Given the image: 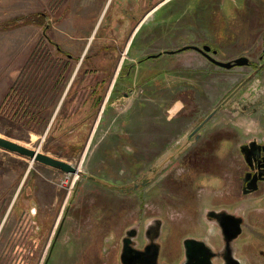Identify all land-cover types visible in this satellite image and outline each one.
I'll return each mask as SVG.
<instances>
[{
  "label": "flooded vegetation",
  "instance_id": "1",
  "mask_svg": "<svg viewBox=\"0 0 264 264\" xmlns=\"http://www.w3.org/2000/svg\"><path fill=\"white\" fill-rule=\"evenodd\" d=\"M57 10V5H54L51 8L47 21L39 25L41 37L35 44L34 49L36 55H38L37 57L43 56L42 58L40 57L42 61L39 64L40 74L45 73V68L49 70L52 64L55 66L54 71L57 72L56 75L59 74V77L60 75L63 77V75L71 71L73 63L76 64L75 74L66 88L63 99L69 95L75 83V78L79 73L81 81L78 87L80 88L75 89L73 93L72 100L73 102L75 101L76 107H70L69 113L64 118V123L65 127L72 125L74 128L78 127L81 130L88 126L89 119H92L91 117L95 118L99 112L100 114L103 113L111 95L113 100L116 101L122 98L124 92H127L130 95L133 94L134 101L137 100L138 98L135 97L137 90L136 78L125 79L129 75L128 72L133 68V65L131 63L126 64L124 61V55L127 51L124 42L110 43L109 46L104 44L91 54L88 53L90 48H86L85 45L78 54H73L65 49L63 45L53 40L54 26L61 21H59V17L62 18L63 16L59 15V17H56ZM118 10L121 11L124 22L131 20L134 25L139 21L137 18L144 15H136L139 12L137 8L135 12V9H124L122 6ZM99 26L98 30L101 29L99 33L101 34L106 25L103 29V25ZM131 26L132 24L130 23L127 28L132 30L134 26L132 28ZM120 28H112V33L118 32ZM260 28H262V33L258 39L259 41L250 42L251 46H248L247 51H243L242 55L248 59L246 66L233 67L229 70L218 68L212 61H209L208 58L197 52V55L205 63L204 68L211 69L210 67H213L218 68L220 71L216 73L208 72L209 74L201 76L202 78L200 77L199 81H195V95L192 90H185L183 83V89L179 90L177 95L170 100L174 103L177 101L179 104L174 109V114L171 117L168 115V108H165L166 105L163 107L157 104L154 107L152 106L153 98H146L148 102H151V104L147 105L144 114L146 134L144 145L147 162H151L156 157L165 153L168 146L178 138L180 143L184 144V141L189 142V148L179 159L178 165L168 174V180H164L156 190H154L152 185L149 186V191L145 196L141 195L145 191L137 194L138 199H145L143 205L141 202L138 207V214L140 215L143 209H146L148 216L146 218L129 217V219L132 218V226L130 225L129 228L123 231L118 241V244L121 246H114V237L111 240L109 238L105 239L109 243L108 253L113 255L114 264H120L119 256L122 247H125L126 257L133 264H187L188 261L183 241L188 236L182 239L181 247L179 246L180 251L176 253L174 259L170 257L175 251L164 248L163 243L170 235V230L167 226V221L170 220L168 209H175L181 203L180 201H185V185L187 179H190L193 174H197V176H201L204 179L203 184L196 187L195 190L197 197L194 204H197V207L200 209L198 220L205 222L212 234L210 236L189 237L197 241H204L206 245L210 246L212 249L210 252L212 253V264H231L233 262L231 258L233 257L238 259L242 264H264V226L262 227L263 230L258 233L254 228L246 227V225L241 223V228L246 233L250 234L251 232L253 237L255 235L259 237L255 239L254 243L244 241L246 234L242 232L237 238L227 242L228 240L225 238L220 227V222L223 219H218V217L226 213L236 215L237 210H244L243 207L245 205L243 204L237 208L230 207L234 210L224 207H214V209L208 207L209 203L214 199V195L218 192L224 191L223 196L225 197L226 195V202L228 205H232V200H228L227 198L228 195L232 196L233 190L237 194H240L239 196L242 198V192L248 191V186L250 187V185H256L258 190L264 188V16ZM204 45L207 44L200 43L199 47H203ZM42 49L45 50L43 51ZM222 49L226 48H214V46L210 45L208 55L214 58L219 54L224 56L225 53L221 52ZM121 50L124 52L122 57L120 55ZM113 54L115 55L114 57ZM198 56L195 58L191 57L188 61H191L192 64L196 63L200 61ZM104 57L107 63L101 64V60ZM234 58L215 59L219 61H231ZM52 60L54 61L51 62ZM146 60L141 59L140 61L144 62ZM178 63V66H181V63ZM123 64L125 65L124 67ZM237 68H241L244 72V77L239 82V84L243 83L242 88L224 102L234 89L228 90L226 95L218 102V105L224 102L219 111L207 122L203 123L204 119L214 109L207 110V106L210 103V94L222 85L223 79L233 77V74L230 72ZM48 80L46 78L44 81ZM146 80H152V77L148 76ZM203 85L209 88V97H207L206 93L201 94L199 92V88L202 89ZM43 87L44 85L42 86V84L33 86V91L41 93L40 91H43ZM48 88V92L53 94V97L58 92L60 84H56L55 81ZM149 93L153 95L152 92ZM239 93L240 95H238ZM11 95L17 100L14 116L18 115L20 117L22 116L20 111L22 110L23 112L24 109L25 97L22 95V90L17 87L12 89ZM165 95L167 96V94ZM165 95H161V98L166 103L168 100ZM102 105L103 108L101 109ZM220 112L222 114L219 115V118H214ZM239 117L245 121L241 125L233 121L234 118ZM79 119H81L80 122ZM52 123L53 121L51 125ZM185 134L187 137L183 139ZM133 140L134 144L141 141L138 138H133ZM29 174L30 168L27 170L19 191L10 206V210H12L16 204L15 212L18 216L17 220L20 218L21 220H26L27 229L24 236L22 235L21 241L11 248L9 264H37L41 256L40 250L50 240L56 226L55 213L50 211L41 212L36 206L35 199L32 197L31 187L29 189L23 187V183L26 182ZM246 174L247 181L244 182L243 179ZM20 193L22 194L21 199L16 203V198ZM174 194L175 198L179 200L178 204H170L167 200V196L174 198ZM247 195L250 194L248 193L245 196ZM262 206H264V202H260V207ZM174 219L175 216L170 221ZM55 234L54 232L53 236ZM233 244L234 247H232ZM248 244L252 246L251 249L245 248L246 246L248 247ZM257 245L261 247L258 251ZM50 250L49 248L48 253ZM102 250L105 252L106 247H103ZM52 251L53 249L51 250V254ZM194 254L197 262L203 259L199 251L194 252ZM253 255L257 257V262L253 261ZM50 258L51 256L47 262L48 264Z\"/></svg>",
  "mask_w": 264,
  "mask_h": 264
},
{
  "label": "rangeland",
  "instance_id": "2",
  "mask_svg": "<svg viewBox=\"0 0 264 264\" xmlns=\"http://www.w3.org/2000/svg\"><path fill=\"white\" fill-rule=\"evenodd\" d=\"M136 1V5L131 1L130 7H124L118 2H116V4L117 6L119 5L118 7L122 6L124 9L132 10V6L133 8L135 6L137 11L140 9L142 12L141 15L144 14L143 17L137 18V20H139L138 22H140L145 16H149L167 0ZM228 1L229 0H224L223 6L224 3L227 5ZM248 1L253 3V5L251 8L248 7L246 9H240V3L242 4L243 2L242 0L233 3L234 6L239 7V17L242 19L238 17L232 26H230L234 28L233 30L241 32L237 34L235 40L233 39L238 43L241 49L239 48L233 51L231 54L232 56L234 54H243V51H247L243 50L246 49L244 48L246 42L258 41L262 33V28H260L261 17L260 19L258 18L263 13L255 8V3L264 0ZM66 3V0H54L52 3H49L48 0H42L39 7L41 12L50 14L51 8L57 5L58 10L56 17H59V15H64L66 13L67 10H65L66 8L64 9ZM77 3L78 2L72 3L71 6H69L70 10L67 11V14L69 13L68 15H74L75 13V15L82 14L83 8L75 7ZM176 3L174 7L173 5L175 3L166 5L162 11L165 13L168 11L177 14V12L189 13L190 10L194 9V6L189 5V0H176ZM20 4V1L16 2V0H0V10L4 12L3 16H8L15 9V5L20 6ZM73 7L75 8L73 9ZM85 10L86 12L83 13L82 16H86L85 19L87 23H77L79 25L74 26L71 22H68V24L64 25V20L62 21V18L59 17V21H61L57 25V31H53L54 34L52 39L63 45L65 49L73 54H78L86 43V41L81 40L82 37L79 40V38L76 39V36L78 34L87 36L92 30L91 23L93 24L95 20V18L90 19L92 16L96 15L97 8L95 5H88ZM227 10L226 6L221 7L220 14H224ZM233 15L236 16V14ZM83 17L80 18V20H82ZM233 18L235 17L233 16ZM88 19H90V21ZM123 19L121 11L112 9L107 15L102 29L107 23L113 24V29H118L122 24H126ZM5 21L7 20L3 22ZM187 21L188 20L184 18L183 23V19H181L180 24H185ZM3 22L1 21L0 23ZM55 27L56 25L54 29ZM15 29L16 28L9 30ZM222 29L223 28L216 29V34L220 32L219 37L222 36ZM40 31L25 32L24 34L6 31L0 33V136L29 149L56 157L88 173L98 172L101 174L103 170L102 172H105L104 178L111 182H130L133 174L129 172V170L131 167H134L133 158L131 160H129L130 157L123 158L119 151H113L110 147H107L109 150L103 151L97 149V147H102L101 145L104 144L106 142L105 139L108 138L114 139V142L111 144L116 142V138H122L126 140V143H128L131 138H138L141 140L138 143L144 145V138H146L144 120L145 102L141 101L137 106H133L132 110L128 111L126 107L132 103V100H130L128 104L113 111L114 116L117 117V133L113 132L111 129L107 131L108 125L105 126L106 124L104 121L101 122L95 132L98 122L100 121V115H102L100 112L95 118L91 117L92 119H89L88 126H86L85 129L79 130L78 127L77 129L72 125L65 127V116L69 113L71 106L76 107L72 97L75 89L80 88L78 85H80L81 75L79 73L76 76L75 83L69 95L63 99L66 88L69 86L72 80L71 78H73L75 74L76 64L73 63L71 71L63 75V77L62 75L59 77V74L56 75L57 72L54 71L55 66L52 64L49 70L45 68V73L40 74L39 64L42 63L40 57L42 58L43 56L37 57L38 55H36L34 49L35 44L41 37ZM202 36H205V34L202 33L201 37ZM170 41L171 40L166 42L168 46L171 45L172 41ZM150 43L148 45L149 47ZM106 45L109 46L110 43H106ZM96 47L97 42L95 41L88 53H94L97 50ZM120 52L122 57L124 52L122 50ZM114 56L113 54V57ZM168 59L170 58L168 57ZM53 61L54 60L51 62ZM168 61L169 60L164 63ZM103 63H107L105 57L101 60V64ZM59 65H61V63H59ZM241 73L242 69L238 72V75L226 79L225 82H223L222 87H220L213 96L215 99L211 103L212 106L216 104L219 98L225 95V92L227 93L228 90L233 88L240 81ZM46 78L49 80L44 81ZM55 81L56 84H60V88L56 95L52 97L53 94L48 92V86H52ZM40 84H42V86L44 85L42 88L43 91L41 90V93L33 91V86ZM224 86L225 88H223ZM16 87L22 90V95L25 97L24 109L23 112L22 110L20 111L22 114L20 117H18V115L13 117L10 115L11 113H6V108L4 107L6 100L8 98L11 100V91ZM159 100L161 101L160 98ZM15 106L17 107V104ZM102 108L103 105L101 109ZM104 109H107V107L105 106ZM80 120L81 119H79V122ZM52 121L53 123L51 125ZM238 122L241 123L242 120ZM132 130H135V134L131 132ZM100 140L101 144L96 147L97 150L93 151L90 159H88V156L85 158L90 141L94 144ZM114 148L119 149L120 146H114ZM123 148H125V146H123ZM125 149L128 151V147ZM130 152L132 151L130 150ZM144 157L143 154L140 155L138 159L144 161ZM30 164L31 161L28 158L0 148V264H9L11 248L21 241L27 229L26 220H21V218L19 219L20 221L17 220L18 216L15 212L16 204L14 203L15 205L12 210H10V206L29 168L30 174L26 178V182L23 183V187L26 189L31 187L32 197L35 199L36 206L41 212L50 211L55 213V233L61 220L67 215L64 221L65 229H63L61 235L59 234L54 254H52V256H54L51 258L49 264H79L81 257H83L82 264H114L113 255L108 253L109 243L106 245L103 243L104 238H102V236L100 238V235H98L100 232H94L93 230L89 231L87 225H84V222L81 224L78 219V214L84 207L86 201L92 202L95 199L98 208L101 206L104 211L100 214V210L92 207L89 208L88 214L90 213L92 217L98 216V218H104L105 226L108 225V229L111 230L112 227H114L115 221L119 218V221L125 219L126 212L119 203L124 201L134 205L133 203L136 201V198L116 196L108 193L105 189L97 187L94 183H89L85 180H79V182L77 180L75 182L77 178L72 174L64 173L36 162L32 163L31 167ZM203 182V177L197 176V174H193L190 179H187L188 184L186 183L185 189L183 188L185 192L184 195L187 197L186 201L177 206L175 208L176 210L173 208L175 214V219L173 221H167L166 218H164L167 221L170 235L164 241L163 246L164 248L173 249L175 251L170 257L172 259H174L176 253L180 251L181 242L185 236L197 235L200 237L201 235L210 236V234H212L210 233L211 231L208 225L198 220L200 209L197 207V204L193 202V199L197 196L195 193L196 187L201 186ZM224 193L223 191L214 195V202L216 203ZM21 195L20 193L16 198V203L21 199ZM223 200H226L224 196ZM143 210L144 213L147 212L146 209ZM108 229H106L107 232L104 233H109L106 237L110 235ZM54 232L50 240L47 241L40 250L41 256L37 264H43L54 238ZM118 237L119 234H115L114 240L117 241ZM98 239H100V241ZM105 246L106 251L103 252L102 248Z\"/></svg>",
  "mask_w": 264,
  "mask_h": 264
},
{
  "label": "water",
  "instance_id": "3",
  "mask_svg": "<svg viewBox=\"0 0 264 264\" xmlns=\"http://www.w3.org/2000/svg\"><path fill=\"white\" fill-rule=\"evenodd\" d=\"M223 1L224 0H189V5L194 6L193 10H190L189 13L177 12L176 14L174 12L175 14H173L168 11L167 13L162 11L166 5L175 3L173 5L174 7L177 4L176 0H167L153 13H151L149 16H146L144 18V20L138 27V30L133 35L132 41L129 44V47L127 48L124 57V61L126 64L131 63V65H133V68L128 72L129 75L125 79L130 80L132 79V77L136 78L135 83L137 90L135 93V97L138 99L134 101L133 94L130 95L127 92H124L122 98L117 99L115 101L113 100V97L111 95V98L106 105L107 109H104L100 117V121L95 129V132L99 127V125L101 124V122L104 121V123L106 124L105 126L108 125L107 131L111 129L113 132L117 133L118 131V125H116L117 117L114 116L113 111L118 110L119 107H122L125 104H128L129 103L128 101L130 100H132V103H130L128 107H126L128 111L132 110L133 106H137L141 101L145 102V111H146L147 105L149 103L151 104V102H148L146 98L152 97L154 100L152 106L155 107L157 106V104H159L165 107L166 105L165 108H168L169 110L168 115L171 117V115L174 114V109H176L179 104L177 101L174 103L173 101L170 100H172L174 96L177 95L179 90L183 89L182 86L183 83H184V89L192 90L195 95L196 88L194 84L196 83L195 81L200 80L201 76L203 77L209 74L208 72H212V73L219 72L220 70L218 68L229 70L233 67H243L247 65L248 59L246 56H243L242 54H237V55L234 54L233 56L231 55L233 51L240 48L238 46V43L234 40L236 39L237 34L241 32L233 30L234 28H231L230 26H232L234 21L239 17V10H238L239 7L234 6L233 3L236 1L240 2L241 0H229L227 5L224 3V6H226L228 10L224 14H220L221 7H224ZM242 1H243L242 4L240 3V9H246L248 7L251 8V6L253 5V3H251L248 0H242ZM255 4H256L255 8L263 13L258 18L260 19L261 17V22H262V18L264 16V8H263L264 1H257V3ZM233 14H236V16ZM233 16L235 18H233ZM184 18L185 20L188 21L185 22V24H180L181 19H183V23H184ZM219 28H223L222 29L223 33H221L222 36L220 37H219L220 32L216 34V29ZM202 33H204L205 36L201 37ZM169 40L172 41V42L170 41L171 42L170 46H168V43H166ZM149 43H150V47L148 46ZM200 43H206L207 45H204L203 47H199ZM249 43L250 42L248 41L246 42L244 46V48L246 49L243 50H247L248 46H251ZM210 45L214 46V48L216 47L226 48L221 50V52L225 53L224 56L219 54L215 58H221V59H226L231 57H235V58L231 61H219L215 59L214 57L208 55V52L210 50ZM197 52L204 55V57L208 58L209 61H212L216 66H218V68H213L210 67L209 65L208 66L211 69L204 68L205 63L197 55ZM197 56L200 61H197L196 63L193 64L191 61H188L189 58L191 57L195 58ZM168 57L170 59H168ZM141 59L142 60L147 59V60L141 62L140 61ZM167 60L169 61L164 63ZM178 62L181 63V66H178L179 64ZM124 66L125 65L123 64V67ZM240 70L241 68H237L235 70H232L230 73H232L233 76H235L238 75V72ZM243 73L244 72L242 70V73L240 74L241 75L240 81L244 77ZM148 76L152 77V80L149 81L146 80ZM230 78L227 77L223 79L224 80L223 82H225L226 79H230ZM239 82L229 90L231 91L234 89L227 96L224 102H226L229 98L234 96L242 88L243 83L239 84ZM220 87H222V85L217 87V89L214 92H212V94H210L211 97L208 96L209 88L207 86L203 85L202 89L199 88L200 90L199 92L201 94L206 93L207 97L210 98V103L207 106V110L214 108L213 111L204 119L203 123L207 122L217 111H219V109L222 107L224 103L223 102L222 104L218 105L219 100L226 95V92L225 95H223L221 98H219V100H217L215 105L213 106L211 105L212 101H214L215 99V97L213 96ZM223 88H225V86ZM149 92H152L153 95L150 94ZM165 94H167V96ZM161 95L166 96L168 100L166 103L164 102V99L161 98ZM238 95H240V93ZM159 98L161 99V101L159 100ZM221 114L222 112L217 113L214 118H219V115ZM239 120H242V118L239 117L233 119L234 122L240 125L245 122L244 120H242V122L240 123L238 122ZM134 131L132 130L131 132ZM133 134H135V132ZM186 137L187 136L185 134V136H183V139H185ZM105 141L106 142L101 145L102 147H97L101 144V140L94 144H92V141H90V145L86 152L85 158L88 156V159H90V156L93 153V151L97 149H100L101 151L109 150L107 149V147H110L111 150L113 151L116 152L119 151L123 158L130 157L129 160L133 158L134 167H131L129 170V172L133 174L130 182L128 183L124 181H122V183L111 182L104 178L105 172H102L103 170L101 171V174L98 172L88 173L81 170L78 167H74L73 165L65 161L54 158L44 153H40L37 150L29 149L23 145H20L16 142H13L1 136H0V148L10 153H14L19 156L28 158L31 161V164L36 162L41 165L57 169L64 173L76 175L77 179H75V182L77 180L78 182L79 180H85L89 183H94L95 185H97V187L101 189H105L110 194L124 198L135 197L136 201L133 203L134 205H131L124 201L119 203V205H121L126 212L125 219L119 221L120 219L119 218L117 221H115L114 227H112L111 230L108 229V225L105 226L104 218H98V216L92 217L90 213L88 214L89 208L92 207H94L97 210H100V214H102V211H104L101 206L98 208L95 199L92 202L86 201L84 203V207L82 208V210H80V213L78 214V219L80 220L81 224L82 222H84V225H87V229L89 231L93 230L94 232H100L98 235H100L99 236L100 238L101 236L102 238H104L103 243L105 245L107 244V242L105 241L106 238L110 237L109 240H111L112 237H115V234H119L117 241L114 240L115 241L114 246L118 247V245H120L118 244L119 243L118 241L121 238L123 231L129 228L133 222L131 220L132 218L129 219V217L132 216L133 218H139V217L146 218L148 216L147 210H146L147 212L145 213L143 210L140 215L138 214V207L140 206L141 202L143 205L145 199L144 198L138 199L137 194L138 193L141 194V191H145L141 194L142 196H145V194L149 191L148 187L151 185L153 186L154 190H156V188L160 186L162 182L168 178L167 176L170 173V171L174 169L176 165H178L180 161L179 159L181 158L183 153L189 148V142L184 141V144L180 143V140L178 138L176 139L175 142L171 143L168 146V149L165 153L156 157L155 159H153V161L147 162L145 145H140L138 142L134 144L133 138H131L128 143H126V140L122 138H116V142L114 144H111L114 142V139L112 138L105 139ZM114 146H120V148L116 149L114 148ZM123 146H125V148L128 147V151L125 148H123ZM130 150L132 152H130ZM142 153L145 156L144 161L138 159L140 155H143ZM243 181L244 182L247 181V174L245 175ZM257 188L258 187L256 185L255 186L250 185V187L248 186V191L242 192V198H240L241 197L239 196L240 194H237L233 190L232 196L228 195L227 198L228 200H232V205H228L226 200H223V196H221L216 203L214 202V199L209 203L208 205L209 208L211 207L214 209V207L216 208L224 207L229 210H234L232 208H237L243 204L245 205L243 207L244 210H240V209L237 210L236 215L231 213H226L223 216L218 217V219L220 218L223 219V221L220 222V227L222 229L225 238L228 240L227 242L237 238L241 234V232L246 234L244 241L248 243H254L255 239L259 238L257 235L253 237L251 232L250 234L246 233L245 230L241 228V223H243L244 225H246V227L254 228V230L258 233H260L261 230L264 229L263 227L264 206L260 207V202L261 203L264 202V198H263L264 188H260L259 190ZM248 193L250 195L245 196ZM196 197L193 199V202L196 201ZM168 198L169 197L167 196V200L168 202H170V204L171 203L178 204L177 202H179V200L175 198V194H174V198H169V199ZM186 198L187 197L185 196V201ZM180 202L181 203H179L177 206L182 204L184 201L183 202L180 201ZM173 210H174L173 208L168 209V211L170 212L169 215L170 220L171 218H174L175 215ZM66 216L67 215H65V217H63V219L61 220L58 229L56 231V234L53 238V241L51 243L50 249L51 250L53 249L52 254H54L59 234L61 235L63 229H65L64 221L66 219ZM106 229L110 231V235L108 237L106 236L109 233L104 234L105 232H107ZM196 236H192V237H196ZM98 240L100 241V239ZM183 247H184L186 259L188 261L187 264H212L211 262L212 253H210L212 249L210 248V246L206 245L204 241L201 240L197 241L188 236L185 237L183 241ZM232 247H234V244L232 245ZM251 247L252 246L248 244V247L246 246L245 248L251 249ZM258 249H261L259 245H257V251ZM51 250L49 251L43 264H48L47 262L49 260V257L51 256L52 258L54 256V255L52 256ZM121 250L122 251H120V256H119L120 264H133L129 262V259H127L126 257L127 253L125 247H122ZM198 251L203 256V259L200 260V262L196 261L194 254V252H198ZM231 259L233 261L231 264H242L238 259L234 257ZM252 259L253 261L257 262V257H255V255H253ZM82 260L83 257H81L79 264L83 263Z\"/></svg>",
  "mask_w": 264,
  "mask_h": 264
},
{
  "label": "crops",
  "instance_id": "4",
  "mask_svg": "<svg viewBox=\"0 0 264 264\" xmlns=\"http://www.w3.org/2000/svg\"><path fill=\"white\" fill-rule=\"evenodd\" d=\"M2 1V0H1ZM15 1V0H13ZM20 1V6L15 5V9L13 10L12 13H10L8 16H3V13L0 10V22L4 21V20H9L11 18L17 17V16H21V15H28V14H33V13H37V12H41L40 9V3L42 0H16ZM52 1L54 0H48V2L52 3ZM131 1L134 3V5H136L135 3L137 2L136 0H66V5H64V9L65 10H70L69 6H71L72 3H76L78 2L75 7H79V8H83L82 14L80 13V15H68L67 11L66 13L63 15L62 17V21L64 22V25L68 24V22H71L74 26H78L79 24L77 23H87V20L85 19V15L84 17L82 16L83 13L86 12L85 9H87L88 5H95V7L97 8L96 11V15L92 16L90 19H94L93 21L94 23H91L92 26V30L91 32L88 33L87 36L83 35V34H78L76 36V39L81 38V40L86 41L85 45L86 48H90L93 44V42H97V47L96 49H99L100 47H102L104 44L106 43H118V42H124L125 44V49H127L129 47V44L132 41L133 35L136 33V31L138 30V27L140 26V24L142 23V21L144 20V18L138 22L137 24L134 25V23L131 22V20H128L126 22V24H122L121 28L118 30V32H114L112 33V28H113V24H106V28L104 29V31H102L101 34L100 30H98V26L101 27L104 22L105 19L107 17V15L109 14V12L113 9H119L120 7L117 6L116 2H118L120 5L124 6V7H130ZM19 7V8H18ZM73 7V9L75 8ZM135 7V6H134ZM63 9V10H64ZM135 9L132 6V10ZM85 10V11H84ZM141 14V10L139 9V12L136 15H140ZM82 20H80V18H82ZM64 18V19H63ZM90 19H88L90 21ZM130 23L132 24L133 29L129 30L127 27H129ZM57 25L55 27V32L57 31ZM18 32V33H22L24 34L25 32H39L40 28L39 25H24V26H20L18 28H16L15 30H4V31H0V33L2 32ZM125 56V55H124Z\"/></svg>",
  "mask_w": 264,
  "mask_h": 264
},
{
  "label": "trees",
  "instance_id": "5",
  "mask_svg": "<svg viewBox=\"0 0 264 264\" xmlns=\"http://www.w3.org/2000/svg\"><path fill=\"white\" fill-rule=\"evenodd\" d=\"M49 13L37 12L28 15H21L11 18L3 23H0V31L18 28L24 25H42L43 22L47 21Z\"/></svg>",
  "mask_w": 264,
  "mask_h": 264
},
{
  "label": "built area",
  "instance_id": "6",
  "mask_svg": "<svg viewBox=\"0 0 264 264\" xmlns=\"http://www.w3.org/2000/svg\"><path fill=\"white\" fill-rule=\"evenodd\" d=\"M11 100H9V98L6 100V103L4 104V107L6 108V113H11L10 115H12L14 117L15 112H16V102L17 100L15 99V97L13 95H11Z\"/></svg>",
  "mask_w": 264,
  "mask_h": 264
},
{
  "label": "bare ground",
  "instance_id": "7",
  "mask_svg": "<svg viewBox=\"0 0 264 264\" xmlns=\"http://www.w3.org/2000/svg\"><path fill=\"white\" fill-rule=\"evenodd\" d=\"M76 177V175H74Z\"/></svg>",
  "mask_w": 264,
  "mask_h": 264
}]
</instances>
